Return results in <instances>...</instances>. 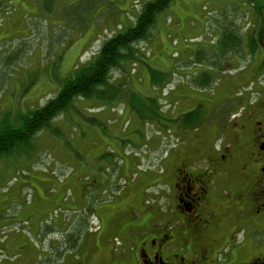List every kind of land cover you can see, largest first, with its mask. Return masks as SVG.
I'll list each match as a JSON object with an SVG mask.
<instances>
[{"label":"rangeland","instance_id":"1","mask_svg":"<svg viewBox=\"0 0 264 264\" xmlns=\"http://www.w3.org/2000/svg\"><path fill=\"white\" fill-rule=\"evenodd\" d=\"M146 1L54 0L46 8L1 0L0 126L21 124L53 99L108 39L135 25ZM258 13L251 0H173L149 40L134 46L142 58L111 73L114 88L76 98L25 149L0 155V264H116L131 209L159 215L153 185L163 152L195 141L194 129L215 118L213 105L222 112L239 97L264 96V50L252 57L246 49ZM224 25L245 35L246 56L208 55L217 70L195 54L214 51L215 27ZM196 71L213 85L193 86ZM192 111L197 118L186 120Z\"/></svg>","mask_w":264,"mask_h":264},{"label":"flooded vegetation","instance_id":"2","mask_svg":"<svg viewBox=\"0 0 264 264\" xmlns=\"http://www.w3.org/2000/svg\"><path fill=\"white\" fill-rule=\"evenodd\" d=\"M239 98L161 156L159 215L131 209L116 264H264V96Z\"/></svg>","mask_w":264,"mask_h":264},{"label":"trees","instance_id":"3","mask_svg":"<svg viewBox=\"0 0 264 264\" xmlns=\"http://www.w3.org/2000/svg\"><path fill=\"white\" fill-rule=\"evenodd\" d=\"M43 1L45 2L44 5L46 8L51 7L54 2V0ZM172 2L173 0L146 1L142 6L140 14L136 18L135 25L115 33L108 39L102 45L98 54L87 65L75 69L74 76L63 83L53 99H50L43 107L22 115V122L19 125L13 124L8 119H5L0 126V155L11 154L17 148V150L25 149L29 145L31 138L47 127L53 119L61 115L76 98H100V96L114 88L115 85L110 84L111 73L121 68V65L126 59L135 58L139 60L140 57L142 58L143 54L139 53L137 49L136 54L134 46L140 42L149 40L157 17L167 10ZM256 2L257 0H251V4L256 6L257 11L264 10V1L261 7ZM258 14L260 20L258 28L249 37V41L247 40L246 49L249 50V54L252 56V51L255 52L260 45L254 35L261 31V38L264 45V16L260 13ZM222 27H215L218 33L216 40H218L215 44L214 51H207V53L200 51L195 54V59L202 61L203 59L205 61L208 60L209 66L215 69L217 68L208 55L212 54L219 59L221 56L230 59V54H232L238 60H240L239 57L246 56L244 52L246 49L243 46L244 36L241 32L237 31L236 25H224ZM262 64L264 65V58ZM189 76L192 77L191 83H194L193 86L203 90L210 88L214 82V78L208 72L198 73L196 71ZM210 79L213 81L212 83ZM197 116V111H192L185 115V118L186 120L192 119L193 117L196 119Z\"/></svg>","mask_w":264,"mask_h":264}]
</instances>
